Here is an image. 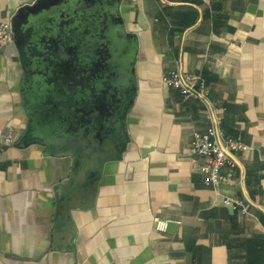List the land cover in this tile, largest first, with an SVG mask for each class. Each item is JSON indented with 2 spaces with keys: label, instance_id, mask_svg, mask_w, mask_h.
I'll list each match as a JSON object with an SVG mask.
<instances>
[{
  "label": "crops",
  "instance_id": "0c3cea01",
  "mask_svg": "<svg viewBox=\"0 0 264 264\" xmlns=\"http://www.w3.org/2000/svg\"><path fill=\"white\" fill-rule=\"evenodd\" d=\"M33 1L0 0V19ZM117 20L135 40L121 128L55 151L30 129L13 36L0 47V264H264V0H122ZM173 69L249 144L218 192L191 145L207 103L164 83Z\"/></svg>",
  "mask_w": 264,
  "mask_h": 264
},
{
  "label": "water",
  "instance_id": "95a60500",
  "mask_svg": "<svg viewBox=\"0 0 264 264\" xmlns=\"http://www.w3.org/2000/svg\"><path fill=\"white\" fill-rule=\"evenodd\" d=\"M121 1L34 0L2 18L11 24L26 71L30 129L48 151L80 144L97 132L112 136L121 128L135 52V40L117 20ZM66 62L76 77H56ZM96 65L107 75H92Z\"/></svg>",
  "mask_w": 264,
  "mask_h": 264
},
{
  "label": "built area",
  "instance_id": "2783aa9c",
  "mask_svg": "<svg viewBox=\"0 0 264 264\" xmlns=\"http://www.w3.org/2000/svg\"><path fill=\"white\" fill-rule=\"evenodd\" d=\"M12 36L11 24L0 19V47L10 42ZM163 81L180 89L185 98L198 97L207 103L205 114L211 119V123L204 131L194 132L191 145L193 152L203 158L198 164V169L203 175L204 183L218 192L220 184L234 178L235 161L230 153L247 150L249 144L239 136H226L222 133L219 128L221 116L216 113V107L208 97L209 87L200 75L173 69L164 76ZM4 139L7 143L12 142L13 135L7 134ZM223 202L246 210L239 199L224 196ZM154 221L156 228L163 230L166 227V220L155 216Z\"/></svg>",
  "mask_w": 264,
  "mask_h": 264
},
{
  "label": "flooded vegetation",
  "instance_id": "af4514ba",
  "mask_svg": "<svg viewBox=\"0 0 264 264\" xmlns=\"http://www.w3.org/2000/svg\"><path fill=\"white\" fill-rule=\"evenodd\" d=\"M101 56H105L106 55V51H103L100 53ZM92 75L95 73L96 75H107V71L104 70V68L99 67V65H96V69L94 68L91 72ZM111 74V72L109 73V75ZM57 77V76H56ZM129 94L131 93V91L128 92ZM126 93L125 96H129V94ZM116 99V98H114ZM99 105H102L103 103H101V101L98 102ZM102 111H104V109H102Z\"/></svg>",
  "mask_w": 264,
  "mask_h": 264
}]
</instances>
